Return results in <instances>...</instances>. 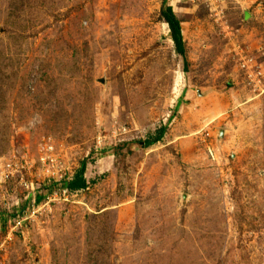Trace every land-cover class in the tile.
Segmentation results:
<instances>
[{"label": "rangeland", "instance_id": "obj_1", "mask_svg": "<svg viewBox=\"0 0 264 264\" xmlns=\"http://www.w3.org/2000/svg\"><path fill=\"white\" fill-rule=\"evenodd\" d=\"M5 161L0 264H264V0H0Z\"/></svg>", "mask_w": 264, "mask_h": 264}, {"label": "trees", "instance_id": "obj_2", "mask_svg": "<svg viewBox=\"0 0 264 264\" xmlns=\"http://www.w3.org/2000/svg\"><path fill=\"white\" fill-rule=\"evenodd\" d=\"M162 18L169 27L170 34H171V40L174 43L176 53L183 58L186 64V49H185V42H184V37L182 33L181 22L175 15L172 7H167L165 5L162 10ZM165 132H166V128L161 129L158 132V135L156 138L145 141L143 143V146L148 148L160 142L163 139ZM86 166H87L86 163H83L80 171L76 173L75 177L64 185L71 192L81 191L87 188L88 182L84 177L85 172H86ZM43 198L44 197L40 196L37 198V201L41 202Z\"/></svg>", "mask_w": 264, "mask_h": 264}, {"label": "built area", "instance_id": "obj_3", "mask_svg": "<svg viewBox=\"0 0 264 264\" xmlns=\"http://www.w3.org/2000/svg\"><path fill=\"white\" fill-rule=\"evenodd\" d=\"M246 66H248L245 63ZM0 189H5L7 190V186L11 185L13 180H17V179H21L25 174H28L31 171L30 168V164L28 163V161H5L4 164L0 165ZM51 179H54V185H56L57 189L53 190V192L47 196L48 197V202H52L53 200H56L58 198H67L69 195L71 196L72 192L66 188H63V179L59 181V179H57V177L60 178V176L58 175H54L49 174ZM62 178V177H61ZM24 185V184H23ZM27 188H32V190H34V186L33 183L29 185H27ZM34 194V193H33ZM35 195V194H34ZM31 196V194H30ZM46 196V195H45ZM37 202V197L36 199L32 200L33 206L36 204ZM18 209V207H17ZM16 222V228L21 227L24 220L21 219L19 216L17 217V219L15 220Z\"/></svg>", "mask_w": 264, "mask_h": 264}, {"label": "clouds", "instance_id": "obj_4", "mask_svg": "<svg viewBox=\"0 0 264 264\" xmlns=\"http://www.w3.org/2000/svg\"><path fill=\"white\" fill-rule=\"evenodd\" d=\"M42 201H43V200H42ZM42 201H41V202H42Z\"/></svg>", "mask_w": 264, "mask_h": 264}]
</instances>
